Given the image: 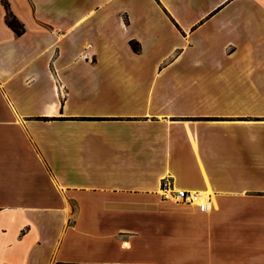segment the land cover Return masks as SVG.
<instances>
[{
  "label": "crops",
  "instance_id": "crops-1",
  "mask_svg": "<svg viewBox=\"0 0 264 264\" xmlns=\"http://www.w3.org/2000/svg\"><path fill=\"white\" fill-rule=\"evenodd\" d=\"M0 264H264V0H0Z\"/></svg>",
  "mask_w": 264,
  "mask_h": 264
},
{
  "label": "built area",
  "instance_id": "built-area-1",
  "mask_svg": "<svg viewBox=\"0 0 264 264\" xmlns=\"http://www.w3.org/2000/svg\"><path fill=\"white\" fill-rule=\"evenodd\" d=\"M161 194L165 199L175 200L184 204H194L199 207L200 210H206L210 208L209 196L205 195L197 190H186L178 188L174 185L169 177L162 179Z\"/></svg>",
  "mask_w": 264,
  "mask_h": 264
},
{
  "label": "trees",
  "instance_id": "trees-1",
  "mask_svg": "<svg viewBox=\"0 0 264 264\" xmlns=\"http://www.w3.org/2000/svg\"><path fill=\"white\" fill-rule=\"evenodd\" d=\"M4 6L6 8V22L12 28V30L18 35H22L26 28L25 25L20 21L17 16L13 13V11L10 9L9 3L7 1H4ZM132 48L134 51H139L140 50V43L135 40L130 41ZM57 118V117H52V119ZM45 119H50V118H45Z\"/></svg>",
  "mask_w": 264,
  "mask_h": 264
},
{
  "label": "rangeland",
  "instance_id": "rangeland-1",
  "mask_svg": "<svg viewBox=\"0 0 264 264\" xmlns=\"http://www.w3.org/2000/svg\"><path fill=\"white\" fill-rule=\"evenodd\" d=\"M2 119V118H1ZM7 120H9V119H7ZM9 122V121H8ZM11 123H12V121H11Z\"/></svg>",
  "mask_w": 264,
  "mask_h": 264
},
{
  "label": "bare ground",
  "instance_id": "bare-ground-1",
  "mask_svg": "<svg viewBox=\"0 0 264 264\" xmlns=\"http://www.w3.org/2000/svg\"><path fill=\"white\" fill-rule=\"evenodd\" d=\"M206 195V194H205ZM207 196V195H206Z\"/></svg>",
  "mask_w": 264,
  "mask_h": 264
}]
</instances>
